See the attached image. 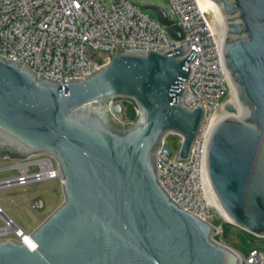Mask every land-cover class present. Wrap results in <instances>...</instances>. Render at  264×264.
Masks as SVG:
<instances>
[{
    "label": "water",
    "instance_id": "1",
    "mask_svg": "<svg viewBox=\"0 0 264 264\" xmlns=\"http://www.w3.org/2000/svg\"><path fill=\"white\" fill-rule=\"evenodd\" d=\"M223 22V57L236 90L207 149V175L228 223L264 239V0H204ZM146 10L177 40L166 12ZM110 62L68 82L39 77L0 55V159L52 156L62 204L24 242L0 240V264H240L218 230L180 207L160 184L165 138H182L188 161L203 127L200 102L185 106L197 52L118 48ZM123 102L137 118L130 125ZM6 171V167L0 168Z\"/></svg>",
    "mask_w": 264,
    "mask_h": 264
},
{
    "label": "built area",
    "instance_id": "2",
    "mask_svg": "<svg viewBox=\"0 0 264 264\" xmlns=\"http://www.w3.org/2000/svg\"><path fill=\"white\" fill-rule=\"evenodd\" d=\"M175 14L173 25L183 31V39L170 35L168 28L149 16L142 7L128 0H0V55L24 63L39 77L68 82L81 79L107 65L111 58L101 53L117 54L118 48H147L165 53L186 44L197 52L188 81L184 104L204 105L206 117L188 161L177 160L182 141L178 135L165 138L158 155L161 186L183 209L209 222L218 230L214 239L222 245L227 217L219 209L207 175V149L211 133L224 111L231 82L223 57L224 35L218 30L219 19L200 0H168ZM212 14L214 17H212ZM115 119L124 125L132 122ZM176 151L168 148V144ZM23 167V168H22ZM31 168L35 170L30 171ZM6 171L18 175L0 180V190L26 188L47 181H60V169L52 156L12 161ZM43 207L39 203L34 208ZM0 212L18 228L6 231L0 222V240L24 242L30 235L0 206ZM1 215V214H0ZM261 243L259 246H263ZM240 264H264V251L258 246L246 252L232 248Z\"/></svg>",
    "mask_w": 264,
    "mask_h": 264
},
{
    "label": "rangeland",
    "instance_id": "3",
    "mask_svg": "<svg viewBox=\"0 0 264 264\" xmlns=\"http://www.w3.org/2000/svg\"><path fill=\"white\" fill-rule=\"evenodd\" d=\"M136 5H139L151 17L156 18L155 14L146 10L148 6H155L163 9L171 21H175V14L170 6L168 0H128ZM212 17L214 15L212 14ZM233 99L232 94L227 98L228 101ZM173 152L176 148L171 144L167 145ZM13 160L5 159L0 161V168L6 167L12 163ZM35 170L31 168L30 171ZM18 175L17 171H0V180L13 178ZM64 196L59 180L47 181L29 185L26 188H11L0 190V206L4 209L8 216H10L22 229L26 232H32L44 220L50 216L63 202ZM39 203H43V207L34 208ZM4 226L0 222V227ZM232 227L229 234L228 243L232 248L240 252H246L250 248L258 246L264 251L263 246H259L262 242L260 238L254 237L252 241H242L243 236L239 228ZM242 236H240V235Z\"/></svg>",
    "mask_w": 264,
    "mask_h": 264
},
{
    "label": "trees",
    "instance_id": "4",
    "mask_svg": "<svg viewBox=\"0 0 264 264\" xmlns=\"http://www.w3.org/2000/svg\"><path fill=\"white\" fill-rule=\"evenodd\" d=\"M123 105H124V108H125V113H126V116L125 117L127 118V121L134 122L136 120V118H137V110H136L135 106L132 103H129V102H123ZM174 147L175 148L177 147V141L174 143ZM223 227H224V241L229 246H231L228 243L229 234H230V232L232 230V227H235V226H232L229 223H224L223 224ZM239 231L242 233V236H243V240L242 241H252V242H254V240H255L254 237L255 236H253V235H251V234H249V233H247V232H245V231H243L241 229H239ZM261 242L264 243V239H262Z\"/></svg>",
    "mask_w": 264,
    "mask_h": 264
},
{
    "label": "bare ground",
    "instance_id": "5",
    "mask_svg": "<svg viewBox=\"0 0 264 264\" xmlns=\"http://www.w3.org/2000/svg\"><path fill=\"white\" fill-rule=\"evenodd\" d=\"M200 5L201 7L204 9V10H211L215 15L216 17L219 19V24H218V30L222 33V27H223V22L222 20L220 19V17L217 15V13L215 12V10L212 8V6L208 5L204 0H200ZM231 94L233 96V99L231 101H233L234 104L237 105L238 107V111H241L242 108L240 106H238V102H237V93H236V90L235 88L233 87V85L231 84ZM225 115V112L222 114L221 118ZM220 118V119H221ZM23 168V167H22ZM0 218H3L5 220V222L8 224V228L4 229L6 231H13V232H16L18 230V228H16V226L14 224H12L9 220V218L4 215L3 213L0 212ZM4 230H0L1 232L4 231Z\"/></svg>",
    "mask_w": 264,
    "mask_h": 264
},
{
    "label": "flooded vegetation",
    "instance_id": "6",
    "mask_svg": "<svg viewBox=\"0 0 264 264\" xmlns=\"http://www.w3.org/2000/svg\"><path fill=\"white\" fill-rule=\"evenodd\" d=\"M7 158L11 160V158H10L9 156L5 155V156H3L2 159H0V161L5 160V159H7Z\"/></svg>",
    "mask_w": 264,
    "mask_h": 264
}]
</instances>
